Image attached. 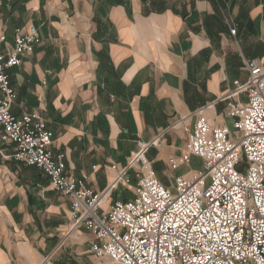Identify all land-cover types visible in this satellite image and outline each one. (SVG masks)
<instances>
[{
	"label": "crops",
	"instance_id": "crops-1",
	"mask_svg": "<svg viewBox=\"0 0 264 264\" xmlns=\"http://www.w3.org/2000/svg\"><path fill=\"white\" fill-rule=\"evenodd\" d=\"M31 26L39 43L7 69L12 112H37L53 133L52 152L65 154V173L85 174L95 192L137 140L158 139L147 156L162 184L188 177L197 170L187 169L193 155L174 169L168 163L188 140L174 124L184 117L191 126L212 104L203 111L209 123L230 126L219 97L248 79L245 60L264 67V0H0L5 56L16 29ZM12 148L1 146L3 154ZM131 188L117 186L101 210L131 197ZM70 203L42 170L0 156V264L98 261L93 234L70 229Z\"/></svg>",
	"mask_w": 264,
	"mask_h": 264
},
{
	"label": "built area",
	"instance_id": "built-area-1",
	"mask_svg": "<svg viewBox=\"0 0 264 264\" xmlns=\"http://www.w3.org/2000/svg\"><path fill=\"white\" fill-rule=\"evenodd\" d=\"M13 49L0 48V156L44 172L50 185L71 200L70 229L93 234L90 252L113 264H264V67L248 59V79L233 80V90L219 97L227 103L230 126H212L203 111L191 126L180 118L188 140L180 157H169L172 169L196 156L202 169L175 176L174 192L158 181L146 154L150 142L137 141L123 166L101 191H93L87 176L65 174V154L53 153V133L37 113L12 112L16 97L7 69L32 54L40 35L34 26L16 29ZM236 27L230 29L234 35ZM5 37L0 27V47ZM243 95L241 101L238 96ZM13 146L3 154L1 146ZM132 187V196L114 200L101 210L113 189ZM101 210V211H100ZM42 264L51 262L48 257Z\"/></svg>",
	"mask_w": 264,
	"mask_h": 264
},
{
	"label": "rangeland",
	"instance_id": "rangeland-1",
	"mask_svg": "<svg viewBox=\"0 0 264 264\" xmlns=\"http://www.w3.org/2000/svg\"><path fill=\"white\" fill-rule=\"evenodd\" d=\"M207 105H209V104H207ZM206 106V105H205ZM204 107V106H203ZM202 107V108H203ZM182 135V134H181ZM182 136H184V137H182L181 139H182V141H184V143H185V135H182ZM137 141H141V140H137ZM137 141H136V143H137ZM143 141V140H142ZM144 142H146V141H144ZM150 142V141H149ZM135 143V144H136ZM136 148V147H135ZM132 154H133V152L131 153V155H130V157L132 156ZM130 157L127 159V161L130 159ZM146 157H147V159H148V161H149V163H150V160H149V158H148V156H147V154H146ZM127 163V162H126ZM126 163H124L123 165H125ZM112 164H114V163H112ZM122 165V166H123ZM150 165H151V163H150ZM112 166V165H111ZM152 167V166H151ZM202 163H201V160H200V158H198V157H196V156H193L192 158H191V161H190V163H189V165L187 166V169H189V170H192V169H202ZM153 168V167H152ZM153 170H154V172H155V174H156V171H155V169L153 168ZM197 170H194L193 172H195V171H197ZM66 174V173H65ZM69 176V175H68ZM82 176V175H81ZM77 177V176H76ZM170 180H168V182H167V184H163L168 190H169V192H171V193H173L174 192V186H172V180L174 179V178H169ZM124 186H126V185H124ZM114 190V189H113ZM70 223H71V220H70ZM81 262L79 263V264H113V263H111V261L110 260H108L107 258H99L98 259V261H91L90 259H81L80 260ZM116 264V263H115Z\"/></svg>",
	"mask_w": 264,
	"mask_h": 264
}]
</instances>
